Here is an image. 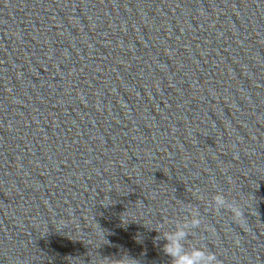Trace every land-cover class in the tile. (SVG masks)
<instances>
[{
    "label": "water",
    "instance_id": "95a60500",
    "mask_svg": "<svg viewBox=\"0 0 264 264\" xmlns=\"http://www.w3.org/2000/svg\"><path fill=\"white\" fill-rule=\"evenodd\" d=\"M192 211L264 264V0H0V264H171Z\"/></svg>",
    "mask_w": 264,
    "mask_h": 264
},
{
    "label": "clouds",
    "instance_id": "9594fccd",
    "mask_svg": "<svg viewBox=\"0 0 264 264\" xmlns=\"http://www.w3.org/2000/svg\"><path fill=\"white\" fill-rule=\"evenodd\" d=\"M227 209L232 214V219L239 223L245 215L243 208L239 203L229 201L225 195L217 194L214 197V209ZM201 223V217L197 211L190 212V216L177 222L172 230L160 232L157 240L161 237L165 241L163 244V252L171 258V264H220L217 255L204 246L196 244H188L191 230L197 228ZM112 262V264H132L137 261L127 255L120 259L104 258Z\"/></svg>",
    "mask_w": 264,
    "mask_h": 264
}]
</instances>
